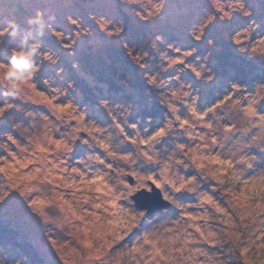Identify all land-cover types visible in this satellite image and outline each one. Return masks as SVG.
<instances>
[{
	"label": "rangeland",
	"instance_id": "374dc122",
	"mask_svg": "<svg viewBox=\"0 0 264 264\" xmlns=\"http://www.w3.org/2000/svg\"><path fill=\"white\" fill-rule=\"evenodd\" d=\"M34 45L0 79V264H264V0H0V77ZM110 46L138 88L82 70Z\"/></svg>",
	"mask_w": 264,
	"mask_h": 264
},
{
	"label": "trees",
	"instance_id": "16d2710c",
	"mask_svg": "<svg viewBox=\"0 0 264 264\" xmlns=\"http://www.w3.org/2000/svg\"><path fill=\"white\" fill-rule=\"evenodd\" d=\"M137 36L138 34L136 37L132 36V42H130V47H132L134 53H137V51L139 52L142 47L140 45L141 40L143 41V39L140 40L141 36ZM222 54L223 52L218 54L220 56L219 58L222 57ZM229 57L231 56L222 57V59L227 60L226 62L230 63V67H234V61L237 60V57ZM81 67L84 73L89 74V72H91L94 76L98 77L99 82L106 83L111 88H114L118 81L131 83L134 88H138L140 83H142V80L139 78V73L130 61L129 54L122 53L118 48L115 49L112 46H110L106 52L93 53L92 55L87 54V57L84 56L83 60H81ZM77 82L79 83V86ZM75 83L80 90L85 93L84 91L86 90V87L83 79L82 81L81 79H78Z\"/></svg>",
	"mask_w": 264,
	"mask_h": 264
},
{
	"label": "clouds",
	"instance_id": "9594fccd",
	"mask_svg": "<svg viewBox=\"0 0 264 264\" xmlns=\"http://www.w3.org/2000/svg\"><path fill=\"white\" fill-rule=\"evenodd\" d=\"M12 32L11 35H15ZM39 45L27 49L14 50L9 57L7 67L2 74V79L7 84L6 95L18 96L25 84L32 79L34 73V57L38 53Z\"/></svg>",
	"mask_w": 264,
	"mask_h": 264
},
{
	"label": "water",
	"instance_id": "95a60500",
	"mask_svg": "<svg viewBox=\"0 0 264 264\" xmlns=\"http://www.w3.org/2000/svg\"><path fill=\"white\" fill-rule=\"evenodd\" d=\"M130 180L132 182V179ZM132 200L136 207L147 211L150 215L158 210L169 208L171 206L170 202L163 198L161 191L155 186H152L151 191L142 190L137 192L132 196Z\"/></svg>",
	"mask_w": 264,
	"mask_h": 264
}]
</instances>
